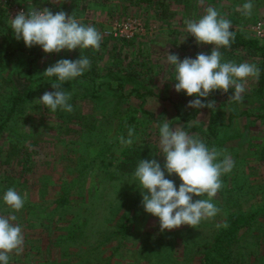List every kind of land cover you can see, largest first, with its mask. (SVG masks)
Returning <instances> with one entry per match:
<instances>
[{"label": "rangeland", "instance_id": "rangeland-1", "mask_svg": "<svg viewBox=\"0 0 264 264\" xmlns=\"http://www.w3.org/2000/svg\"><path fill=\"white\" fill-rule=\"evenodd\" d=\"M190 1L189 12L186 2L176 0H57L55 3L52 0H31V3L37 8L47 7L53 13L64 11L77 20L79 18L89 25L93 24L102 35L103 46L100 45L98 50V64L104 67L110 60H115L111 58L115 50H127L123 45L124 39L130 40L139 50L133 62H145L146 47L153 51L150 60L155 61L158 57L159 62L156 63L160 66L170 65L160 59V52L166 46L172 47L181 60L192 55L190 48L194 46H197L199 53L210 54L212 45L197 44L195 38L185 31V21L199 20L209 6L214 7L213 4L218 9L242 13V5L248 2ZM251 2V15L243 18L240 27L246 36L248 23L259 14L264 0ZM13 4L28 9V0H0V41L5 32L4 25H10L11 17L7 9ZM127 21H139L143 30H134L129 36L120 35L118 24ZM231 27L236 28V25L231 22ZM29 49H33L35 55L28 54ZM238 52L234 51V57L230 60L227 56L223 57V61L238 60L241 54V62L257 66L262 59L260 54ZM2 54L3 51H0ZM3 57L0 64V108L11 105L9 99L16 85L20 87L21 79L22 84L28 86L30 83L31 87L22 102L25 104L24 111L16 114L19 118L12 121L13 126L9 129L19 141L26 162L16 164L11 161L0 166V172L18 175L20 184L14 189L22 196L25 192L28 194L23 209L14 213L16 223L21 225L23 231V251L19 255L12 254L9 264H201L203 253L217 232V225L223 224L227 213L252 208H263L264 211V142L260 139L263 151L257 157L249 152L238 154L240 149L237 146L240 143L258 145V139L253 135L260 137L264 133V117L258 116L263 109L255 107L259 103V96L253 92L247 94L256 88L257 79H248L242 94L243 102L230 100L229 106L219 109L227 112L233 105L242 108L245 104L250 109L249 117L237 119L232 122L231 128L222 130L225 138L237 133L241 135L233 139L230 145L220 148L234 160V167L221 177L223 187L212 200L220 209L219 214L211 220L202 221L197 229L183 225L161 231L159 218L146 213L141 204V191L133 182L134 175H130L126 181V177L115 179L113 173L123 149L127 147L121 144L119 137L127 139L129 128L135 130L133 143L142 144L152 152L153 147L157 146L160 152L158 126L166 119L169 122L174 115L168 88L161 87L160 82L151 76L145 86L152 88L154 95L146 96L143 102L132 95L118 102L114 95L120 92L116 89V81H111L108 87L104 77H77L62 84L71 94L69 103L74 111L68 113L58 108L52 112L47 107L44 109L45 106L36 100L44 92L54 90L51 83L55 80L48 77L29 82L26 69L31 70L34 78L43 75L44 70L57 60H71L65 51L48 54L40 46H33ZM121 66L124 68V65ZM166 66L158 71L166 72ZM171 70L168 69L169 72ZM101 72L105 71L101 69ZM168 84L173 86L175 82ZM139 87L145 91L144 87ZM131 88L132 84L126 83L121 91L129 94ZM140 108L154 111L155 116L166 110V117L162 121L151 122L146 113L140 112ZM61 112L64 114L60 115ZM254 117L260 119V123ZM208 118L209 113L202 110L194 121L206 124ZM159 152L154 159L163 167L164 156ZM165 175L177 187L181 183L175 174ZM75 176L80 179L74 180ZM4 184L0 182V185ZM5 192L0 189V214L9 215L12 210L3 201ZM136 193H139V198L128 212L127 207ZM193 199L199 197L194 196ZM58 200L61 204H58ZM65 202L66 205L59 207ZM233 202L237 205L233 206ZM76 214H83L88 219L86 225H80L79 229L72 227L73 222H78L74 217ZM256 219L254 226L241 229L237 234L235 247L240 258L235 264H264V215L259 214ZM122 231L124 235L118 233Z\"/></svg>", "mask_w": 264, "mask_h": 264}, {"label": "clouds", "instance_id": "clouds-1", "mask_svg": "<svg viewBox=\"0 0 264 264\" xmlns=\"http://www.w3.org/2000/svg\"><path fill=\"white\" fill-rule=\"evenodd\" d=\"M57 2V0H52ZM253 4L251 0L242 5V14L250 16ZM16 40H23L28 48L40 46L44 53H60L61 50L87 49L99 50L101 33L91 25L85 26L74 16L64 11L53 13L49 8H37L28 0V10L18 12L10 21ZM231 21L209 6L199 20H186L185 31L195 38L197 44L212 45L210 54L198 53L195 58L182 60L177 54L168 53L167 62L174 66L176 81L174 90L183 91L189 100L187 106L195 109L215 108L212 100L202 101L211 93L220 90L228 93L238 103L243 102L242 94L249 78L259 79L260 70L255 64L223 61L221 47H230L234 40ZM90 68L86 56L78 59H59L48 66L43 74L55 77L51 83L53 91H46L36 101L52 112L58 108L71 113L70 92L62 87L84 74ZM192 125H189L191 127ZM159 147L164 156L163 167L156 159H141L134 171V181L141 191V204L146 213L159 218L161 231L177 229L187 225L197 229L202 221L215 218L220 209L212 200L223 187L221 177L232 171L234 160L230 155L216 147L209 148L196 135H190L184 124L170 127L166 121L159 125ZM134 128H129L128 138L119 137L121 144L133 143ZM175 174L181 183L166 178V174ZM28 194L23 196L14 188H8L3 195L4 203L12 214H0V264H9L12 254L23 251L24 236L22 227L16 223L14 214L23 209ZM199 199H193V197ZM207 197L202 199L201 197ZM227 223L217 227H227Z\"/></svg>", "mask_w": 264, "mask_h": 264}, {"label": "trees", "instance_id": "trees-1", "mask_svg": "<svg viewBox=\"0 0 264 264\" xmlns=\"http://www.w3.org/2000/svg\"><path fill=\"white\" fill-rule=\"evenodd\" d=\"M183 1L187 3L186 7H187V11L189 12L191 7L190 0H176V2H183ZM213 6L215 9H217V11L221 16H223L224 18L228 19L229 21H231L236 25V28L231 27L230 29L234 34V40L231 42L230 47L227 48L221 47L219 49V51L222 53V57L225 56L231 57L232 52L237 49L243 51L245 50L248 53H251V55L260 54L262 56L261 57L262 59L259 63L260 75H259V79H257L256 81L257 89L255 92H253V94L255 93L258 94L260 101L262 99V91H263L262 88L264 87V43H261L260 41H258L253 37L244 35V33L241 31L240 27L242 24V20L243 18H245V15H243L241 12L233 11V10L229 12L228 10H224L223 8L218 9L217 8L218 6L216 4H213ZM78 21L84 24L85 26L89 25L88 22H86L85 20H78ZM5 25H4L5 32L0 41V51H3V54L0 55V64L2 63L1 59L4 58L3 57L4 55L6 56L13 55L15 54V52L26 50V46L24 45L23 40L18 41L14 38V33L11 29V25L8 24ZM90 25L93 26V24ZM100 45L103 46V44L101 43ZM123 45L124 47H127V50H124L123 48L119 50H115L114 53L111 54V58H114L115 60H110V62L104 67L98 64V60H99L98 50H93L91 47L87 49H77L72 51L63 50V51H65V54L69 56L71 60L78 59L80 55L86 56L90 60V68L86 70L84 74L80 77L87 79H92L94 78V76L104 77L107 79L105 83L107 84L108 87H110L111 81H116L118 85L116 89L120 90V92H116V94L114 95L117 98L118 102H120L121 100L123 101L124 99H128L130 95L139 98L141 102H143L146 96L154 95V90L152 88H148L147 86H145V83L147 84L148 82L147 79L150 78L151 80V76H153L154 77L153 79L159 81L160 82L159 85L161 87H167L168 88L167 90H169V93L171 94V98L169 99V101L172 103L174 109V115L170 118L168 122L170 124V127H174L177 124H184L185 130L190 135H196L199 138H201L209 148L211 147L224 148L228 140L235 138L234 135L225 138L222 135V130L231 128L232 120L235 117L242 115L250 116V112L247 110H245L244 112H237L232 108H230L227 112L223 110H219L222 107L229 106V103L225 101L228 93H222L220 90H216L213 93H211L209 97L200 98L202 101L205 102L207 100L214 101L215 108L195 109L192 107H188L187 106L188 101L195 99L196 97L187 96L183 91L177 93L174 90V85L170 86V84H168L169 82H176L174 80L175 78L174 66L172 65L166 66L165 64H161L162 66L167 67V71L166 72L158 71L162 69V66L156 63L159 62L158 57L155 58V61L150 60L151 59L150 56L153 53V51L148 50L147 47H146L145 62L144 61L141 62V60H137L136 62H133L135 57L138 56L137 54L139 50L135 48V45L132 42H130V40L124 39ZM190 49L192 51L191 52L192 55H190V58L194 59L195 56L199 53V49L197 48V46H194L193 48ZM27 53L31 55V53H34V50L29 49L27 50ZM168 53L177 54V52H173L172 47L166 46V49L163 52H160V59H162V61L165 60L167 62ZM74 55H76L78 58H75ZM130 58L133 59L131 60ZM121 65H124V68H122ZM118 66L121 67V69L118 68ZM170 68H172L171 72L168 71V69ZM101 69L104 70L105 72L102 73ZM26 72L28 74L27 80L29 82L30 81L34 82L36 80H42L48 78L44 74L40 76H36L34 78L30 69H26ZM159 73L162 74L158 75ZM50 79L56 80L55 77H50ZM160 80H162V82ZM3 81H5V83H8L7 80H3ZM21 82L23 83L22 79ZM22 83L20 84V87L19 84L16 85L13 96H11L9 99L11 105H9L8 108L5 107L3 109L0 108L3 111L2 116L0 118V163H1L0 166L5 163H9L11 161L15 162L16 164H22L26 162V159L23 158V155L25 153L21 151L19 141L15 139L16 137L14 134L9 132V129L13 126L12 121L15 118L16 119L19 118V115L16 114L24 111L25 104H23L22 102L25 101V97L29 93L31 88L30 83L28 84V86L27 84H22ZM126 83L132 84V88L129 94H124L121 91V89L124 87ZM139 86L144 87L145 91H141ZM75 94L79 95L78 93ZM220 100L222 102H220ZM259 108L263 109L259 117H264V103L261 102ZM44 109H46V106L44 107ZM117 110H121V109H117ZM202 110L207 111L209 113L208 122L206 124L196 123L194 121L197 115L199 114V112ZM140 112L146 113L148 119L151 122L162 121L166 117V110H162L160 114H158L157 116H155V112L152 110H143V108H140ZM117 113L121 114L122 112L118 111ZM59 114L63 115L64 112H61ZM189 125L192 126L189 127ZM153 150L154 153L150 151V148L142 146V144H136V143H133L132 145L125 147L121 154V158L115 165L116 172L113 173L115 179H118V177H126V181H127V178L130 175L134 174V171L141 159H153L154 156L157 154V152H159L157 146H154ZM17 176H13L8 172H0V182L5 183L4 185H0V189L7 190L8 188H15L18 184H20L19 180L17 179ZM79 179L80 177L75 176L74 180H79ZM138 198H139V193L134 194L133 199L131 200V204L127 207L128 212H130L131 209H133L134 203L137 202ZM57 202L58 204H61L60 200H58ZM64 205H66V202L63 205H60L59 207H62ZM236 205L237 203L233 202V206ZM65 211L66 209L63 210L62 212L65 213ZM259 214L264 215L263 208H256V209L252 208L248 211L239 210V211H232L227 213L223 224L227 223L228 226L226 228L225 227L217 228V232L213 236L212 243L210 244L209 247H207V249L203 253L201 264L238 263V259L240 258V255L238 252V248L235 247V244L237 242V234L241 229L254 226L257 220L256 218L258 217ZM74 217L77 218L78 222H73L72 227L79 229L80 225H86L88 220L86 216H84L83 214H76L74 215ZM118 233H122V235H124L123 231ZM109 235H113V234H109Z\"/></svg>", "mask_w": 264, "mask_h": 264}, {"label": "built area", "instance_id": "built-area-1", "mask_svg": "<svg viewBox=\"0 0 264 264\" xmlns=\"http://www.w3.org/2000/svg\"><path fill=\"white\" fill-rule=\"evenodd\" d=\"M28 9L21 7L19 5H12L10 8L7 9V13L11 18L20 12L25 11L27 12ZM247 31L248 36L257 39L260 42L264 43V2L261 6L259 14L255 16V18L248 23ZM120 29V35L125 34L126 36L132 35L134 30L142 31L143 26L139 21H127L125 23L118 24Z\"/></svg>", "mask_w": 264, "mask_h": 264}, {"label": "crops", "instance_id": "crops-1", "mask_svg": "<svg viewBox=\"0 0 264 264\" xmlns=\"http://www.w3.org/2000/svg\"><path fill=\"white\" fill-rule=\"evenodd\" d=\"M78 20H79V18H78ZM237 51H239L238 53H240L241 51H243V50H235V52H237ZM245 51V50H244ZM234 53V51L232 52V54ZM234 56L232 55V57H229V56H227V58H228V60H230L231 58H233ZM238 57H239V59L238 60H232L233 62H235L236 64H240V63H245V62H241V54L240 55H238ZM260 63V62H259ZM259 66H260V64H257V67L259 68ZM256 89L257 88H252L247 94H249L250 92H254L253 90H255L256 91ZM263 90H264V87L262 88ZM231 90L229 89V91H228V94H227V98H226V100L225 101H227L228 103L229 102H231L230 100H232L231 98H229V96L231 95ZM261 102L262 103H264V100L263 99H261L260 101H259V103H257V104H255V107L257 108L258 106H260V104H261ZM229 104H231V103H229ZM233 110H236L237 112H244L245 110H247V111H250V109L249 108H247V105L245 104L242 108H240V107H235L234 105L231 107ZM258 109H262V108H259L258 107ZM263 110H261V112H262ZM260 112V113H261ZM260 113H258L259 115H260ZM258 115V116H259ZM247 117H249V116H246V115H242V116H238V117H235L233 120H232V122H235V120H237L238 119V121L240 120V119H242V118H244V119H246ZM254 119H255V121L257 122V121H259V123H260V119H258V118H256V117H254ZM240 135H241V133H237L236 134V136H235V138H239L240 137ZM253 137H255V139H256V137H257V139H258V145H250V144H248V146L246 145V144H242V143H240L239 145H237L238 146V149H240V150H238V154H240V153H242V152H244V153H246V152H249L250 154H252L254 157H257V155L258 154H260V153H262V151H263V149H262V143H260L261 141H260V139L261 140H263L262 142H264V133H263V135H261L260 137L258 136V135H253ZM235 138H233V139H235ZM233 139H231V140H228L227 142H226V144H228V145H230V142L233 140ZM226 146V145H225ZM247 147H252V149H247ZM217 149H220V148H218V147H216ZM221 150V149H220ZM257 168H259V167H257Z\"/></svg>", "mask_w": 264, "mask_h": 264}]
</instances>
